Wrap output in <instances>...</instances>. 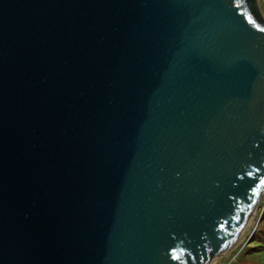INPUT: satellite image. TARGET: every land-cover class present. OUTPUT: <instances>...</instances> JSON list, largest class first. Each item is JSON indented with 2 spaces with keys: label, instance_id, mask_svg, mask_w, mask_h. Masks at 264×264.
<instances>
[{
  "label": "water",
  "instance_id": "95a60500",
  "mask_svg": "<svg viewBox=\"0 0 264 264\" xmlns=\"http://www.w3.org/2000/svg\"><path fill=\"white\" fill-rule=\"evenodd\" d=\"M255 25L259 0H0V264L228 252L264 197Z\"/></svg>",
  "mask_w": 264,
  "mask_h": 264
},
{
  "label": "rangeland",
  "instance_id": "374dc122",
  "mask_svg": "<svg viewBox=\"0 0 264 264\" xmlns=\"http://www.w3.org/2000/svg\"><path fill=\"white\" fill-rule=\"evenodd\" d=\"M263 8V0H259ZM264 9V8H263ZM264 197L244 229L236 244L226 253L211 260L209 264H264V248H255L257 244L264 246Z\"/></svg>",
  "mask_w": 264,
  "mask_h": 264
},
{
  "label": "snow or ice",
  "instance_id": "6c2138e0",
  "mask_svg": "<svg viewBox=\"0 0 264 264\" xmlns=\"http://www.w3.org/2000/svg\"><path fill=\"white\" fill-rule=\"evenodd\" d=\"M237 7H239V5H237ZM243 15V13H242ZM246 19L248 20V22L250 24H255V22L252 20V18H250V16H246ZM257 30L260 32H264V28L259 27L258 25H255ZM256 173H259V169L256 170ZM247 176L253 180H255V175L253 173V171H249L247 173ZM261 185H264V176H260L258 183L256 184V187H260ZM253 193L255 194V188H253ZM235 218V217H234ZM227 223V222H225ZM224 225H221V230H223ZM181 254L187 256V254L184 252V249H177L175 247H172L169 252L168 255L170 257V259L173 262H176V264H178V262L181 260Z\"/></svg>",
  "mask_w": 264,
  "mask_h": 264
},
{
  "label": "trees",
  "instance_id": "16d2710c",
  "mask_svg": "<svg viewBox=\"0 0 264 264\" xmlns=\"http://www.w3.org/2000/svg\"><path fill=\"white\" fill-rule=\"evenodd\" d=\"M261 220H263V218ZM263 222H264V220H263ZM255 248H264V246L257 244V246H255V247H250V250H254Z\"/></svg>",
  "mask_w": 264,
  "mask_h": 264
},
{
  "label": "built area",
  "instance_id": "2783aa9c",
  "mask_svg": "<svg viewBox=\"0 0 264 264\" xmlns=\"http://www.w3.org/2000/svg\"><path fill=\"white\" fill-rule=\"evenodd\" d=\"M263 8H264V0H263ZM262 8V6H261V10H262V13H263V15H264V9Z\"/></svg>",
  "mask_w": 264,
  "mask_h": 264
},
{
  "label": "clouds",
  "instance_id": "9594fccd",
  "mask_svg": "<svg viewBox=\"0 0 264 264\" xmlns=\"http://www.w3.org/2000/svg\"><path fill=\"white\" fill-rule=\"evenodd\" d=\"M261 7V6H260Z\"/></svg>",
  "mask_w": 264,
  "mask_h": 264
}]
</instances>
